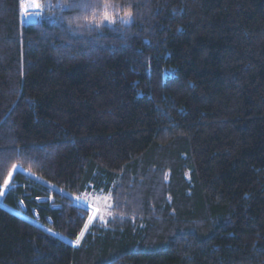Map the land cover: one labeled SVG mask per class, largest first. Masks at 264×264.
Segmentation results:
<instances>
[{"label":"trees","instance_id":"obj_1","mask_svg":"<svg viewBox=\"0 0 264 264\" xmlns=\"http://www.w3.org/2000/svg\"><path fill=\"white\" fill-rule=\"evenodd\" d=\"M38 2L0 0V264H264V0Z\"/></svg>","mask_w":264,"mask_h":264},{"label":"snow or ice","instance_id":"obj_2","mask_svg":"<svg viewBox=\"0 0 264 264\" xmlns=\"http://www.w3.org/2000/svg\"><path fill=\"white\" fill-rule=\"evenodd\" d=\"M28 5H31V8L28 7ZM61 9H67L69 11H72L74 9H78L79 13L67 20V23L69 27L71 28L73 25L76 26V28H87L89 31L93 29H101L105 26L111 27L115 24L123 23V24H129L132 20V11H131V5H128L127 7H121V5L117 2V0H73L72 3H69L67 5H59ZM21 8L26 13L32 12V13H42L43 11V5L38 2V0H21ZM14 170H19L17 165L12 166ZM9 179L4 180V187L0 188V197H4L6 195V189H9L11 187L10 185V179H12V172L8 173ZM100 195L96 196L95 199L105 202V207L107 209H112L113 204L108 202L111 200L112 193L111 190H109L107 195L103 194V188L100 190ZM79 202L83 203L84 201L79 200ZM21 203H23L21 201ZM92 209V214L89 215L88 221L84 224L83 230L80 232V236H84V232L88 230L89 225L97 218V214L101 212V209L99 206L92 207L91 205H88ZM111 215V212L108 213ZM100 220L102 222L104 221L103 215H100ZM51 231V230H50ZM76 243H79V240L76 241Z\"/></svg>","mask_w":264,"mask_h":264},{"label":"rangeland","instance_id":"obj_3","mask_svg":"<svg viewBox=\"0 0 264 264\" xmlns=\"http://www.w3.org/2000/svg\"><path fill=\"white\" fill-rule=\"evenodd\" d=\"M22 14H23L22 18H23V21L25 23L38 20V18L40 16V13H35V14L32 13V12L26 13L25 11H23ZM103 194L107 195L108 193H103ZM98 195H100V192L91 190L89 192L83 193L80 196L72 197L73 202L77 206L85 208L88 211V217H89V215L92 214V209L88 205H91L92 207L99 206V208L101 209V212L97 214V218L95 220H93V222L89 225V228L92 226V224H95V223L97 225L100 224L102 227H107L109 225V222L113 219V216H114L113 209H107L105 207V202L104 201H102V200L98 201V200L95 199V197L98 196ZM77 198H79V200H82L84 202L83 203L79 202ZM108 202L113 204L112 197H111V200L108 201ZM109 212H111V215L108 214ZM100 215H103L104 221H107L106 223L102 222L100 220ZM89 228H88V230H89Z\"/></svg>","mask_w":264,"mask_h":264},{"label":"built area","instance_id":"obj_4","mask_svg":"<svg viewBox=\"0 0 264 264\" xmlns=\"http://www.w3.org/2000/svg\"><path fill=\"white\" fill-rule=\"evenodd\" d=\"M28 7H29V8H31V5H28ZM20 8H21V6H20ZM21 12L23 13V10H22V8H21Z\"/></svg>","mask_w":264,"mask_h":264}]
</instances>
